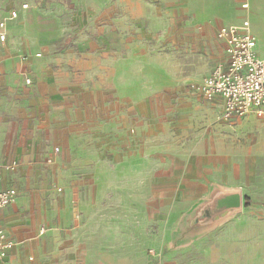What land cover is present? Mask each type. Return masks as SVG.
Returning <instances> with one entry per match:
<instances>
[{"label":"rangeland","instance_id":"obj_1","mask_svg":"<svg viewBox=\"0 0 264 264\" xmlns=\"http://www.w3.org/2000/svg\"><path fill=\"white\" fill-rule=\"evenodd\" d=\"M135 1L0 0V21L12 10L20 12L7 21V39L0 46H23L24 56L42 52L36 59L54 68L55 87L74 89L77 103L70 109L80 116L82 132L75 140L81 155L69 151L79 163L76 169L54 174L23 170L14 184L26 198H60L66 190L72 208L85 213L87 221L113 230V264L157 261L185 212L214 185L241 188L242 211H264V118L230 119L224 105L206 99L200 89L225 54L218 35L222 22L215 19L221 9L205 6V0H139L144 25L128 27L127 16L136 14L128 8ZM229 5L233 9L222 18L242 23L249 17L259 32L257 54L264 57V20L237 10L236 0ZM59 57L73 59L76 69L58 71ZM36 84L24 85L18 74L7 96L14 110L0 106V117L14 125L3 135L17 136L14 144L19 139L14 122L23 120L20 96H43ZM60 110L52 108V115L60 116ZM25 113L35 121L45 112L27 103ZM28 133L40 135L39 130ZM32 142L27 137L21 143L28 147ZM93 143L96 161L88 168ZM61 205L45 216L55 220V230L61 225ZM48 224L44 220L39 228Z\"/></svg>","mask_w":264,"mask_h":264},{"label":"crops","instance_id":"obj_2","mask_svg":"<svg viewBox=\"0 0 264 264\" xmlns=\"http://www.w3.org/2000/svg\"><path fill=\"white\" fill-rule=\"evenodd\" d=\"M137 1H135V7L131 5L128 8L136 11L134 16H127L129 18L126 20H131L127 24L128 27L144 25V7L142 2ZM236 1L239 5L237 10L243 8V4L247 2L248 8L243 9L248 11V16L251 13H256L261 20H264V0ZM203 4L207 7L217 5L221 9L215 18L216 21L222 22L220 26L239 22L226 21L222 18V13L233 9L229 5V0H205ZM251 29L255 36L258 35L257 29ZM6 33L8 34V26ZM134 37L130 36L132 39ZM15 45L10 43L0 46V90L2 92H0V106H5L9 113L14 110L12 106L15 105L9 102L7 96L15 90L18 74L22 76L24 85L27 86H32L36 80V87H40L43 96L38 95L34 98H29V94L20 96L21 103L17 106L23 110V113L20 114L23 120L14 122L17 124L16 135H19L16 144L14 142L17 140V136L12 138L10 135L6 139L3 135L6 128L12 127L13 131V122L8 121L9 117L3 119L0 117V164L18 162V167L15 170L3 171L1 182L3 187L13 186L18 191L16 201L0 213V227L14 242L7 258L1 264H113L111 252L113 230L110 227H96L92 225L91 221H87L88 216L85 213L72 208L70 195L66 190L60 198L52 194L40 197L31 195L26 198L21 197V192L14 184L16 173L23 170L48 171L54 174L59 170L76 169L79 163L69 157V151L72 155H81L80 145L75 144V140L82 135L80 116L70 109L74 108L77 103L75 102L74 89L69 92L67 88L55 87L54 68L47 66L44 60L36 59L39 57L37 53L42 54V52H36L33 55L29 53L24 56L22 53L25 47ZM225 57L226 54L221 61L225 60ZM56 61L60 66L57 70L61 73L76 69L73 59L65 60L64 57H59ZM26 78H31L32 83L26 84ZM212 101L218 106L224 105V100L220 96ZM27 103H32L38 109H43L44 115L34 121L25 113ZM54 107L61 108L60 116L52 115L51 110ZM2 111L0 108V114ZM251 117L257 116L250 114L235 120L250 119ZM35 130H39L40 135L32 138V133L28 132ZM26 134L29 140L33 141L32 145L28 147L21 143L23 139H27ZM56 147L60 148L58 152ZM96 150L95 143H93L92 148L88 150V168H91L96 161ZM69 158L73 163L69 162ZM78 161L81 160L78 158ZM91 184L92 181H89V185ZM79 185L83 187L84 182L80 181ZM80 202H82L81 197L76 203L80 205ZM58 203H62L60 207L62 218L59 220L60 229L55 230L52 228L55 220L45 216L47 213L49 215L54 213ZM69 213L72 214L71 217H69ZM44 220L45 224L50 223L49 227L40 229ZM119 231L124 230L120 229ZM119 246L124 248L123 244ZM106 254L109 255L108 258ZM130 264H264V211H241L237 217L228 220L226 224L182 247L175 249L161 247L157 261L150 260L146 263L142 260Z\"/></svg>","mask_w":264,"mask_h":264},{"label":"built area","instance_id":"obj_3","mask_svg":"<svg viewBox=\"0 0 264 264\" xmlns=\"http://www.w3.org/2000/svg\"><path fill=\"white\" fill-rule=\"evenodd\" d=\"M245 2L243 8H248ZM29 4L23 2L22 9ZM19 16L17 10H12L9 16L0 21V42L7 39V21ZM219 38L225 44V60L221 61L204 77L201 93L208 100L220 96L224 100L226 117L242 118L250 114L264 117V57L257 54V38L251 30L249 19L242 23L224 24L220 26ZM37 53V56H41ZM26 84L32 79L26 78ZM56 147V151H59ZM18 162L0 164V213L16 201L18 191L15 187H3L1 182L3 171H13ZM14 246L12 239L0 227V264L7 258Z\"/></svg>","mask_w":264,"mask_h":264},{"label":"water","instance_id":"obj_4","mask_svg":"<svg viewBox=\"0 0 264 264\" xmlns=\"http://www.w3.org/2000/svg\"><path fill=\"white\" fill-rule=\"evenodd\" d=\"M244 208L241 188L214 185L209 194L185 212L169 248L182 247L230 220Z\"/></svg>","mask_w":264,"mask_h":264},{"label":"trees","instance_id":"obj_5","mask_svg":"<svg viewBox=\"0 0 264 264\" xmlns=\"http://www.w3.org/2000/svg\"><path fill=\"white\" fill-rule=\"evenodd\" d=\"M247 199V198H246ZM247 204H248V202H247Z\"/></svg>","mask_w":264,"mask_h":264}]
</instances>
